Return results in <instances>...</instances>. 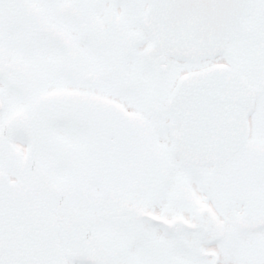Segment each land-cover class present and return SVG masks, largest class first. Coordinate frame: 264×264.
<instances>
[{"label": "snow or ice", "instance_id": "obj_1", "mask_svg": "<svg viewBox=\"0 0 264 264\" xmlns=\"http://www.w3.org/2000/svg\"><path fill=\"white\" fill-rule=\"evenodd\" d=\"M0 264H264V0H0Z\"/></svg>", "mask_w": 264, "mask_h": 264}]
</instances>
